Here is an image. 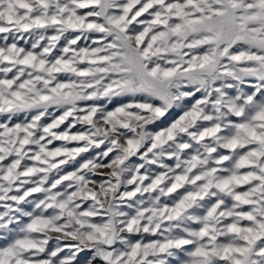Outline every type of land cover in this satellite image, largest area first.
<instances>
[{
    "label": "snow or ice",
    "instance_id": "obj_1",
    "mask_svg": "<svg viewBox=\"0 0 264 264\" xmlns=\"http://www.w3.org/2000/svg\"><path fill=\"white\" fill-rule=\"evenodd\" d=\"M0 264H264V0H0Z\"/></svg>",
    "mask_w": 264,
    "mask_h": 264
}]
</instances>
